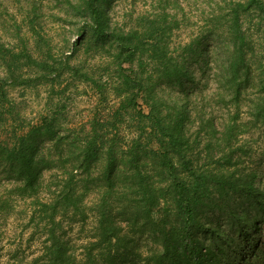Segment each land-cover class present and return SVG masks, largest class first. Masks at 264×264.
Masks as SVG:
<instances>
[{"label": "trees", "instance_id": "trees-1", "mask_svg": "<svg viewBox=\"0 0 264 264\" xmlns=\"http://www.w3.org/2000/svg\"><path fill=\"white\" fill-rule=\"evenodd\" d=\"M59 1L79 18L69 53L0 41V127L13 108L8 85L51 89L67 72L98 101L80 128L57 113L9 124L0 223L21 206L38 245L31 256L17 246L0 264H248L264 255V175L242 137L258 132L264 153V0H213L199 30L188 24L192 0L129 6L117 21L114 0ZM180 28L189 32L174 41ZM91 43L108 51L103 73L71 61ZM233 195L258 217L235 212Z\"/></svg>", "mask_w": 264, "mask_h": 264}, {"label": "rangeland", "instance_id": "rangeland-1", "mask_svg": "<svg viewBox=\"0 0 264 264\" xmlns=\"http://www.w3.org/2000/svg\"><path fill=\"white\" fill-rule=\"evenodd\" d=\"M180 1L183 2V0ZM191 3L190 10L186 9L190 17L188 24L191 30H199L203 24L202 14L207 15L214 8L213 0L209 3L207 0H192ZM33 5L36 6V10L32 9ZM129 6H134L136 11L146 10L148 12L151 11V0H114L109 14L113 20L117 21L123 9ZM31 18L33 19L32 26L29 24ZM77 19L79 18L76 10L65 7V4L59 0H0V41L9 50L17 51L23 45L20 42L22 38L34 55H44L50 48L53 57L59 58L69 53L71 43L77 39L75 33L78 25ZM187 32L189 31L185 28L176 30L173 40L176 41ZM84 47L86 46L78 48L71 61L79 62L94 68V71L103 73L110 61L108 51L100 47L95 49L94 43L88 46V51H85ZM22 69L25 71L27 66L23 65ZM53 85L51 89L49 83L41 82L28 86L19 84L6 86L13 108L10 115H7L6 123L0 127V140L9 137L11 123L28 125L41 121L43 117H49L52 113L61 114L62 123L66 126L82 127L95 108L98 101L97 96L86 83L72 79L67 72H62ZM213 85L210 84L205 92H209ZM106 103L105 106L110 108L116 103V99L109 96ZM102 105L103 103L100 107ZM242 137L254 142V147L259 152L257 155L261 159L260 171L264 175V153L259 147L261 137L258 132L243 134ZM4 183L8 184V182ZM229 203L235 212H246L251 217H258L255 210L250 207L247 197L233 195ZM19 209H22L21 206L17 207V213H12L0 223V261H3L7 254L17 246L26 256L37 252L38 242L35 238L28 239V230L22 227L21 215L23 214L18 212ZM220 219L225 225L224 218ZM76 237L78 236H75V239ZM137 240L142 249L150 245V240L145 236H140ZM248 264H264V255H260L259 258L252 257Z\"/></svg>", "mask_w": 264, "mask_h": 264}]
</instances>
